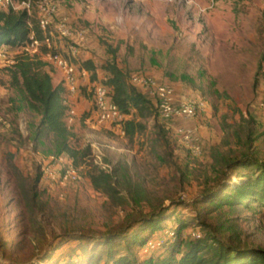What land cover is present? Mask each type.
<instances>
[{"label":"rangeland","instance_id":"374dc122","mask_svg":"<svg viewBox=\"0 0 264 264\" xmlns=\"http://www.w3.org/2000/svg\"><path fill=\"white\" fill-rule=\"evenodd\" d=\"M41 1L59 5L52 27L65 16L74 31L85 33L77 67L86 60L96 67L98 82L90 83L88 74L78 76L77 94L65 95L71 143L80 151L88 149V157L78 166L76 183L59 185L41 179L42 167L51 163V157L34 151L26 139L32 116L11 87V65L0 57V264H103L104 242L96 232L104 231L108 218L115 222L120 216L118 209L104 206L106 199L93 190L88 173L94 168L108 173L121 163L156 197L186 200L174 209L172 218L175 225L185 224L182 238H191L197 232L195 218L207 211L200 194L204 177L209 175V153L221 145L223 132L229 133L242 117L252 119L253 147L264 161V115L258 108L264 82V0H33L30 15L35 18ZM71 42L54 37L52 49L66 55ZM0 50L13 65L18 51ZM30 57L45 63L54 83H63L61 73L42 56L41 49ZM110 65L125 73L129 84L134 75H149L173 87L175 102L188 98L205 103L202 112L184 123L199 137L200 157H193L179 143L174 132L181 125L177 121L165 122L155 116L147 122V132L132 140L122 132L125 118L115 124L96 122L94 87L108 77ZM145 95L155 107V98ZM155 125L167 129L169 148L151 144ZM12 166L27 183L40 175L37 199L42 210L25 203L20 192L25 186L16 179ZM253 207V212L239 210L234 218L245 233V242L264 249V208ZM211 215L214 212L206 219ZM161 225L172 224L163 220ZM74 227L75 233L78 228L93 233L86 232L84 241L75 239L79 234L56 238L62 229L73 231ZM147 233L141 234L145 237ZM171 237L169 230L156 232L150 244L138 250L137 259L166 257L168 252L159 244ZM121 239L114 240V246L121 243L114 247L118 251L122 250Z\"/></svg>","mask_w":264,"mask_h":264},{"label":"trees","instance_id":"16d2710c","mask_svg":"<svg viewBox=\"0 0 264 264\" xmlns=\"http://www.w3.org/2000/svg\"><path fill=\"white\" fill-rule=\"evenodd\" d=\"M14 1L21 3L26 0ZM46 35L36 18L25 11L0 10V49L7 47L18 51L15 63L9 67L11 87L32 116L27 122L26 139L34 151L53 158L66 156L78 167L88 157V149L80 151L71 143L72 133L66 124L69 108L65 102V88L62 84L53 85L45 63L21 52L31 36L42 42ZM40 49L42 54L46 53L45 47ZM78 69L87 72L90 83L98 82L96 67L91 60L81 62ZM106 73L108 77L100 84L109 91L111 102L125 118L122 122L124 137L132 140L145 134L147 122L155 119L156 108L144 93L127 82L126 74L120 69L110 65ZM223 134L221 145L213 147L209 153V175L204 177L200 194L207 211L204 216L195 218L194 229L197 232L194 233L199 235L198 238H182L180 232L185 224L180 221L175 225L172 218L174 209L185 205L186 200L156 197V193L147 191L133 178L127 164L115 166L110 173L96 168L88 173L93 190L106 199L104 206L118 209L120 216L115 222L108 218L103 225L104 231L96 232L97 238L104 242L101 245L105 256L103 264H264V249L245 242V233L234 218L241 209L253 212L255 205L264 208V161L258 158L253 147L256 140L254 122L242 117L229 133L225 131ZM151 135L154 138L150 139L151 144L169 148L164 126L155 125ZM12 168L16 179L25 186L20 191L25 203L42 210L37 199L40 175L27 183L17 169ZM180 175L184 177V173ZM210 212L214 215L206 219ZM166 213L168 217H164ZM163 220L173 226L163 227ZM137 227L139 229H135ZM75 229H62V234L56 238L79 234L75 239L84 241L86 232L93 233L79 228L75 233ZM164 230H169L172 237L161 239L159 246L168 255L139 261L136 257L138 250L140 253L152 235ZM144 231L148 232L145 237L141 234ZM119 237L123 242L121 251L114 249L115 246L120 247L121 243L114 246V240ZM88 264L95 263L91 261Z\"/></svg>","mask_w":264,"mask_h":264},{"label":"built area","instance_id":"2783aa9c","mask_svg":"<svg viewBox=\"0 0 264 264\" xmlns=\"http://www.w3.org/2000/svg\"><path fill=\"white\" fill-rule=\"evenodd\" d=\"M32 1L26 0L18 3L14 0H0V10L11 9L18 11L21 9L28 15L32 11ZM59 5L57 2H38L36 10L37 24L41 30L47 33L41 42L31 36L29 42L21 49L27 55L37 54L41 47L46 48V53L42 56L56 68L63 77V87L68 97H74L78 92V76L85 77L87 72L79 70L75 61L78 55V47L86 42L85 33L82 30L74 31L65 16L58 18L54 27L51 26L53 19L57 16ZM54 37L71 40L72 44L68 48L66 55L55 52L52 49ZM0 50V57L4 58L7 65L12 62ZM130 84L144 94L155 98L156 116L162 121H177L179 125L174 131L177 134L179 143L193 157H200L202 154L201 143L196 131L184 125L191 122L200 112L205 109V103L200 99H183L179 103L175 102V91L169 84L158 82L149 75H134L130 79ZM93 103L95 108V119L98 124H115L123 121L124 117L117 106L111 102L109 91L98 84L94 87ZM258 108L264 115V82L258 102ZM51 163L42 167L41 179L46 182H55L59 185L76 183L80 178V169L67 157L50 158ZM111 170H108L110 173ZM172 236V233L170 232ZM192 236L198 238L194 233ZM148 245L150 242L147 243ZM159 244V243H158ZM160 245V244H159Z\"/></svg>","mask_w":264,"mask_h":264},{"label":"crops","instance_id":"0c3cea01","mask_svg":"<svg viewBox=\"0 0 264 264\" xmlns=\"http://www.w3.org/2000/svg\"><path fill=\"white\" fill-rule=\"evenodd\" d=\"M2 49H8V48L7 47H2ZM52 83H53L54 86L58 85V83H54L53 81H52Z\"/></svg>","mask_w":264,"mask_h":264}]
</instances>
